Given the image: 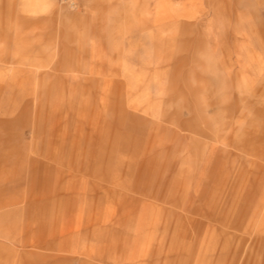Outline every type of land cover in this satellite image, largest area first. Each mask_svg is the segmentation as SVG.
<instances>
[{
	"label": "rangeland",
	"instance_id": "374dc122",
	"mask_svg": "<svg viewBox=\"0 0 264 264\" xmlns=\"http://www.w3.org/2000/svg\"><path fill=\"white\" fill-rule=\"evenodd\" d=\"M0 264H264V0H0Z\"/></svg>",
	"mask_w": 264,
	"mask_h": 264
}]
</instances>
